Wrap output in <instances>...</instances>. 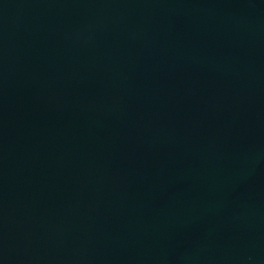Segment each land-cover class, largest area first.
Listing matches in <instances>:
<instances>
[{
	"label": "water",
	"instance_id": "95a60500",
	"mask_svg": "<svg viewBox=\"0 0 264 264\" xmlns=\"http://www.w3.org/2000/svg\"><path fill=\"white\" fill-rule=\"evenodd\" d=\"M0 264H264V0H0Z\"/></svg>",
	"mask_w": 264,
	"mask_h": 264
}]
</instances>
